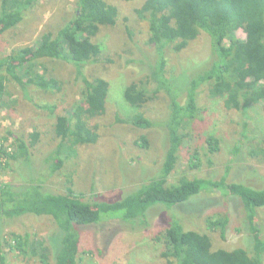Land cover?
<instances>
[{
	"label": "trees",
	"instance_id": "trees-1",
	"mask_svg": "<svg viewBox=\"0 0 264 264\" xmlns=\"http://www.w3.org/2000/svg\"><path fill=\"white\" fill-rule=\"evenodd\" d=\"M37 1L0 0V40L26 21ZM135 11L145 24L146 44L154 53L152 50L147 61L148 70L144 69L146 78L131 81L125 89V100L130 109L137 111H131L127 121H121L149 133L157 128L164 130L167 150L164 163L161 159L157 161V170L154 166L149 168L148 173L154 170L153 174L139 178L144 183L135 190V182L133 190L120 187V196L113 202L102 199V194L97 195V200H86L83 194L69 186L71 181H65L67 192L50 191L48 182L52 177L41 171L46 167L41 168L38 180L31 182L29 179L28 186L1 182L0 233L6 228V221L13 223L11 219L26 216L50 217L57 225L49 246L36 240V236L31 240L29 234H13L10 244L0 238L1 264H6L3 244L18 250L24 257L39 258L42 264H79L88 240L81 234L82 228H97L98 240L105 234L103 226L114 220L116 225L123 223L125 229L135 232L149 224L152 217L158 215L159 208L189 203L204 189L218 194L219 188L226 189L225 196L239 199L248 210V229L253 238L250 247L215 249L207 231L221 229L225 236L230 222L228 218L219 219L221 215L207 214L208 219L201 225L191 226V219L188 226L174 218L167 229L157 232L156 237L164 246L161 256L167 264H264V236L258 214L259 210H264V188L241 182L226 185L225 179L213 181L214 178L198 179L191 175L200 165L201 154L203 158H206L204 152L216 156L225 141L214 131L204 132L203 137L201 131L195 132V124L205 111L200 106V93H207L213 100H223L224 107L230 112H242L246 116L252 106L261 104L264 112V0H146ZM119 20L118 7L107 0H76L73 17L57 35L51 31L43 35L37 47L0 53V116L4 108L14 105L10 100L12 95L8 94V83L27 91L34 88L37 94L59 91L58 80L43 60L54 62L55 66L58 63L75 66L78 79L82 81V101L73 105L70 115L56 116L50 131L52 137L34 131L27 135L28 140L26 135L7 129V136L0 145L2 168L11 167L12 162L15 165L31 160L32 153L38 148L46 155L43 161H48L52 175L62 168L64 157L73 155L77 146L97 144L101 131L98 122L107 115L110 82L103 78H88L84 70L88 65L110 61L97 37L103 27L115 26ZM128 33L133 39V32L129 30ZM204 35L211 41L208 61L198 69L188 70L189 65L181 69L177 54L198 43ZM170 68L182 72L172 76ZM181 79H186L184 84ZM178 87L187 88L186 94ZM160 94L168 96L170 110L167 117L154 121L146 115L145 108L160 99ZM28 99L35 104L33 96ZM44 108L55 113L58 104ZM248 128L249 122L244 123L242 129ZM194 133L203 139V144L192 153ZM141 136L134 145L149 149L150 137ZM239 137L238 146L249 139L243 132ZM12 145L17 148L14 152L9 150ZM46 147L51 149L47 151ZM184 157L188 160L186 167L181 166ZM178 170L183 173L180 178L177 177ZM127 176L130 177L128 172ZM153 212L156 215L153 216Z\"/></svg>",
	"mask_w": 264,
	"mask_h": 264
},
{
	"label": "rangeland",
	"instance_id": "rangeland-1",
	"mask_svg": "<svg viewBox=\"0 0 264 264\" xmlns=\"http://www.w3.org/2000/svg\"><path fill=\"white\" fill-rule=\"evenodd\" d=\"M107 1L117 6L120 13L117 24L103 27L97 37V41L103 43L104 54L110 61L88 65L84 70L88 78H103L110 82L107 115L98 122L101 127L99 141L95 145L77 146L73 155L69 158L64 157L62 168L52 175H50L48 161H43L46 155H42L38 148L32 153L31 160L15 165L12 162L11 167L2 168L3 161L0 159V183L28 186L29 179L31 182L38 180L41 168L46 167L41 171L45 176L52 177L48 182L50 191L67 192L65 181H71L69 186L72 185L76 193L83 194L86 200H97V195L102 194V199L113 202L120 196V187L132 189L135 182L133 188L135 190L143 185L144 182L139 178L146 177L149 168L154 166V170H157L159 167L157 161L161 159L164 163L167 152L163 141L164 130L157 128L149 133L121 121V119L127 121L130 112L137 111L134 108L130 109L125 100V89L131 81L146 78L144 73L149 68L147 61L153 50L146 44L148 38L145 24L139 20L135 11L146 0ZM75 2L76 0H38L26 21L12 34L0 40V53L10 54L14 49L37 47L41 44L43 35L51 31L57 35L59 29L66 26L73 17ZM129 30L134 34L133 39L129 37ZM210 51V38L204 35L200 37L198 43L177 54V62L181 69L188 65V70L198 69L208 61ZM170 54L173 55L171 52ZM42 62L49 68V72L54 73L52 76L58 80L59 91L55 89L50 94H37L34 88H28L27 91L24 87L8 83V94L12 95L10 100L14 105L13 108H4L0 116V145L4 140L3 137L7 136L9 128L17 134L26 135L28 140L30 139L27 135L34 131H39L49 138L52 137L53 132L50 133V131L56 116L62 113L70 115L73 105L82 101L80 95L82 81L78 79L75 66L63 63L55 66L54 62L45 60ZM181 72L170 68L169 74L174 76ZM186 79H181V83L184 84ZM178 88L186 94L187 88ZM30 96H33L35 104L28 99ZM159 96L160 99L145 108L146 115L154 121L167 117L170 110L168 96L166 94ZM199 100L200 106L205 111L195 124V132L201 131L203 137L204 132L208 134L214 131L217 136H223L225 141L220 153L216 156L204 152L206 158H203L201 154L200 165L191 172L192 177L214 178L213 181L225 179L226 185L241 182L263 189L264 112L262 104L252 106L245 116L242 112L227 111L223 100H213L207 93H200ZM37 102L43 107L37 106ZM54 103L58 104L55 113L44 108ZM246 122H249V130L242 129ZM241 132L245 134V137L249 136V139L243 140L242 146H238L237 141ZM141 135L149 136L151 139L152 144L147 150L134 145V142L142 137ZM12 139L15 140V138ZM202 144L203 139L194 133L192 153ZM237 146L238 150H236ZM45 149L49 151L51 148ZM9 150L14 152L17 148L12 145ZM130 157L133 159L129 160ZM125 160L128 162H123ZM206 160L210 163H205ZM187 162L188 160L184 157L181 166L186 167ZM55 163L58 164L57 161ZM154 170L148 174L152 175ZM127 172L130 177L127 176ZM177 175L178 178L182 177V171L178 170ZM225 191L226 189L219 188V193L216 194L204 189L189 203L173 208L163 206L158 209L157 216H154L157 211L152 213L154 217L149 224L135 232L125 229L123 223L116 225L114 220L103 226L105 234L98 240L97 228H82L81 234L84 237L87 236L88 240L81 253L79 264H167L161 256L164 246L158 241L157 232L167 229L174 218L187 225L192 219L191 226L201 225L202 221L208 219L207 214L221 215L219 219L228 218L230 222L226 227L225 236L220 234L221 229L207 231L212 236L215 249L249 248L253 241L248 229L249 212L239 199L225 196ZM258 214L264 236V210H259ZM11 220L13 223L6 221V228L0 233V238H4L9 244L12 242L13 234L20 236L29 234L31 240L36 236V240L45 242L49 246L57 230L55 221L50 217L26 216ZM2 249L6 254V264H42L39 258L24 257L18 253V250L11 249L7 244H3ZM91 251L94 253L91 254ZM51 263H54L52 258Z\"/></svg>",
	"mask_w": 264,
	"mask_h": 264
},
{
	"label": "bare ground",
	"instance_id": "bare-ground-1",
	"mask_svg": "<svg viewBox=\"0 0 264 264\" xmlns=\"http://www.w3.org/2000/svg\"><path fill=\"white\" fill-rule=\"evenodd\" d=\"M65 170V169H64ZM221 234V233H220Z\"/></svg>",
	"mask_w": 264,
	"mask_h": 264
}]
</instances>
